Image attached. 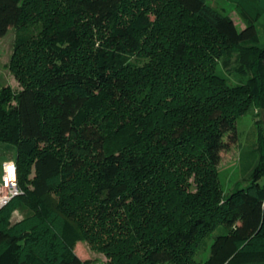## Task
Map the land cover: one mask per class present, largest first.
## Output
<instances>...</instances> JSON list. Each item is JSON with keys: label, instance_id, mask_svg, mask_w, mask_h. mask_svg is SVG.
Here are the masks:
<instances>
[{"label": "trees", "instance_id": "16d2710c", "mask_svg": "<svg viewBox=\"0 0 264 264\" xmlns=\"http://www.w3.org/2000/svg\"><path fill=\"white\" fill-rule=\"evenodd\" d=\"M225 1L241 30L207 0H0L21 84L0 91L19 189L0 264H91L78 242L113 264H264V7ZM230 145L244 184L225 195Z\"/></svg>", "mask_w": 264, "mask_h": 264}, {"label": "rangeland", "instance_id": "374dc122", "mask_svg": "<svg viewBox=\"0 0 264 264\" xmlns=\"http://www.w3.org/2000/svg\"><path fill=\"white\" fill-rule=\"evenodd\" d=\"M207 2L221 10L234 22L237 30H241L244 25L241 21L237 9L225 0H207ZM259 4L264 7V0H258ZM14 41L15 29L10 28L6 34L0 38V91L3 89L13 91L19 89L21 86L18 78L15 76L13 70L14 65L18 62L14 59ZM238 75L232 70V82L236 83ZM258 110V109H257ZM259 116L244 118L243 126L240 128L241 141L246 146L250 137L256 132L257 122ZM3 145V144H0ZM7 161H14V153L12 149H6L0 146V176L2 171V164ZM218 179L223 192L228 194L233 188L243 185L244 178L239 171V153L234 145H230V149L221 154V161L217 166ZM192 182V179H189ZM23 216L22 211H16L11 216V222H14ZM75 254L82 261H89L91 264H113L111 259L102 252L94 249L89 243L78 242L74 248Z\"/></svg>", "mask_w": 264, "mask_h": 264}, {"label": "built area", "instance_id": "2783aa9c", "mask_svg": "<svg viewBox=\"0 0 264 264\" xmlns=\"http://www.w3.org/2000/svg\"><path fill=\"white\" fill-rule=\"evenodd\" d=\"M18 194L16 166L13 161H7L2 164L0 176V207L4 206L12 197Z\"/></svg>", "mask_w": 264, "mask_h": 264}, {"label": "crops", "instance_id": "0c3cea01", "mask_svg": "<svg viewBox=\"0 0 264 264\" xmlns=\"http://www.w3.org/2000/svg\"><path fill=\"white\" fill-rule=\"evenodd\" d=\"M262 183H264V179H262Z\"/></svg>", "mask_w": 264, "mask_h": 264}]
</instances>
